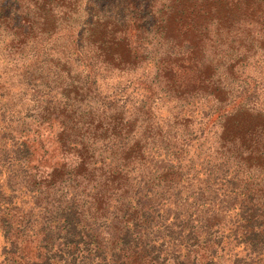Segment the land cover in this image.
I'll return each mask as SVG.
<instances>
[{"label":"trees","instance_id":"1","mask_svg":"<svg viewBox=\"0 0 264 264\" xmlns=\"http://www.w3.org/2000/svg\"><path fill=\"white\" fill-rule=\"evenodd\" d=\"M77 2L36 0L23 13L22 37L59 35ZM121 8V18L96 16L75 43L86 54L82 71L55 51L61 103L39 105L26 91L7 120L0 115V264H215L233 243L261 256L264 100L243 70L252 61L264 70V0H153L146 18ZM149 60L146 96L129 114L94 94L100 75L104 84L120 78L125 92ZM8 83L0 78V98ZM207 99L200 127L180 114L171 126L153 124L154 100ZM191 144L205 155L212 188L188 176L200 157L187 155ZM152 154L172 159L158 167ZM226 190L237 212L222 232L213 200Z\"/></svg>","mask_w":264,"mask_h":264},{"label":"rangeland","instance_id":"2","mask_svg":"<svg viewBox=\"0 0 264 264\" xmlns=\"http://www.w3.org/2000/svg\"><path fill=\"white\" fill-rule=\"evenodd\" d=\"M36 0H0V78L4 81H8L13 85L11 91H6L0 98V115L3 118L9 116L12 104H19L22 102V96L27 91L30 96L35 97V103L44 105L47 100H53L55 103H61V99L57 94L56 83L53 82V74L50 72L54 68V64L62 65L63 62H58V54L55 51L63 52L64 56L71 58V64L78 67L79 71L84 69L82 64H85L84 56H78L74 51V45L82 34L88 28V25L96 16H107L113 18H121L123 16L122 7L127 4L130 7L137 8L141 11L143 18L147 16V7L153 0H78L75 11L70 17L69 25H62L59 27V35L50 37H41L39 33L34 32L32 35L36 37H22V17L27 7L31 6ZM79 47V44H78ZM76 52V53H75ZM84 52V50H83ZM264 65V63H263ZM44 68V71L38 73L35 72V68ZM52 68V69H51ZM152 69L151 61L144 63L137 73L132 77L133 84L123 91L127 86L120 83V78H109L105 81L100 75L96 78L98 80L97 86H94V94L100 93L99 97L105 104H115L118 108L124 106L129 114V109L133 105H140V100H143L146 96L142 83L148 79ZM54 70V69H53ZM243 79L248 81V86L251 84L258 85V100H264V70L253 66V61L249 62L248 66L244 68ZM87 72L84 73V79ZM43 78L42 86L37 88H27L24 85L28 78ZM92 80V79H89ZM8 83V84H9ZM37 83H39L37 81ZM48 83V85H44ZM97 88L98 90L95 91ZM242 91L241 87L236 88L234 92L239 94ZM9 92V95H8ZM9 96V97H8ZM5 97H7L5 99ZM9 98V99H8ZM8 100L10 103H8ZM251 103L252 110L259 112L263 110V106L260 101ZM136 103V104H134ZM8 104V105H7ZM211 110V102L207 100H197L184 106H175L173 102H165L154 100L152 104V117L153 124L162 126H171L175 123L174 118L180 114V118L188 116L192 118L196 127L201 126V121L208 117ZM210 116V115H209ZM0 118H2L0 116ZM213 135V134H212ZM211 135V136H212ZM214 138H211L213 140ZM187 155L192 158L200 156L195 159L194 170L188 175L191 178L196 173V177L202 180L203 186H211L212 179L209 182H205L209 176L210 166L202 164L201 162L205 158V155H200L198 151V144H191L188 148ZM154 158L153 163H158L159 166H167L170 163L172 157H160L157 154H152L150 159ZM148 162V159L146 160ZM149 166V163H147ZM152 167V166H150ZM5 169V167H4ZM6 170V169H5ZM141 170L136 167L131 171L130 176L136 178V181L140 179ZM8 174V173H7ZM22 188L21 185H19ZM230 184L223 186L224 189H230ZM212 191V189H211ZM209 191V192H211ZM213 194V192L211 193ZM228 191L226 190L224 197L221 199L214 198L215 212L217 214L216 224L222 232H228L232 228L233 221L235 220V214L237 210L231 204L227 197ZM213 199V195L210 196V200ZM192 201V199H190ZM165 201L160 204V207ZM165 204V203H164ZM167 207V204H165ZM164 211H162L163 213ZM171 219L168 222H171ZM165 217L162 216L160 225ZM216 228V227H215ZM182 250V248L180 249ZM240 259L243 262L239 264H264V254L256 256L255 254H249V249L244 246H235L231 244L227 246V250L222 257H217L215 264H238L237 260Z\"/></svg>","mask_w":264,"mask_h":264}]
</instances>
